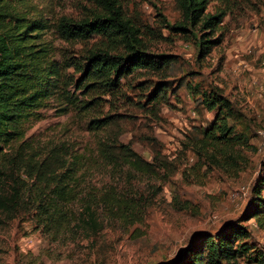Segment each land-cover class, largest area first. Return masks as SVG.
Segmentation results:
<instances>
[{
  "label": "rangeland",
  "instance_id": "rangeland-1",
  "mask_svg": "<svg viewBox=\"0 0 264 264\" xmlns=\"http://www.w3.org/2000/svg\"><path fill=\"white\" fill-rule=\"evenodd\" d=\"M46 1L52 19L64 15L80 21L94 8V0L36 2L44 6ZM118 2L127 18L142 29L148 50L172 56L171 87L183 84L180 101H171L170 93L169 104L151 110L148 98L162 77L143 71L126 78L128 98L114 108L123 130L120 140L152 160L151 138H156L175 164L174 171L151 176L107 168L96 155L98 135L89 129L88 120L72 112L57 115L58 105H51L28 137L46 148L52 143L74 145L85 159L83 192L62 205L65 215L56 229L26 214L0 226V264H167L185 257L197 232H217L228 222L241 220L249 205L258 202L256 197L264 199V191H253L264 176V0H231L230 6L212 0L209 12L216 6L230 12L219 30L222 43L201 61L193 37L167 27L181 20L176 0ZM53 39L57 46L71 50L72 42L57 35ZM83 46L76 42V55L85 53ZM214 88L231 100L230 122L249 142L236 147L237 166L214 164L208 174V166L197 174L195 168L203 160L193 167L198 157L183 142L192 127L205 128L215 119L216 111L202 102L203 92ZM242 186L248 191L245 201L235 199ZM107 187L118 190L117 198L103 199ZM261 215V221L254 217L243 224L264 250ZM240 264L249 263L242 259Z\"/></svg>",
  "mask_w": 264,
  "mask_h": 264
},
{
  "label": "trees",
  "instance_id": "trees-1",
  "mask_svg": "<svg viewBox=\"0 0 264 264\" xmlns=\"http://www.w3.org/2000/svg\"><path fill=\"white\" fill-rule=\"evenodd\" d=\"M36 1L41 2L0 0V226L26 214L56 229L65 215L62 205L82 195L86 166L74 145L52 143L46 148L28 137L32 126L46 118V110L54 104L57 115L72 112L88 120L89 129L98 135L96 155L107 168L151 176L162 171L171 174L175 164L156 138H151L152 160L120 140L123 130L115 109L128 98L126 78L143 71L162 77L148 98L151 110H161L172 96L171 101H180L183 84L171 87L172 56L148 50L142 29L127 18L118 0H94V8L80 21L64 15L52 19L49 2L41 6ZM176 1L181 20L167 27L193 37L198 60H204L222 43L219 30L230 10L216 6L209 12L212 0ZM221 1L231 4V0ZM56 35L72 42L71 50L57 46ZM76 42L84 44L80 56L75 54ZM203 97L206 108L216 111L215 119L205 128L192 127L183 142L198 157L193 167L203 160L195 168L197 174L205 166L208 174L214 164L237 166L236 147L249 142L230 122L231 100L216 88L204 91ZM117 191L110 187L102 192L103 199L117 198ZM253 191H264V176ZM256 199L241 220L230 221L217 232H197L185 257L167 264H240L242 259L264 264L263 248L243 224L254 217L261 221L264 199Z\"/></svg>",
  "mask_w": 264,
  "mask_h": 264
},
{
  "label": "built area",
  "instance_id": "built-area-1",
  "mask_svg": "<svg viewBox=\"0 0 264 264\" xmlns=\"http://www.w3.org/2000/svg\"><path fill=\"white\" fill-rule=\"evenodd\" d=\"M247 197H248V191L245 186H242L235 194V199H239L242 201H245ZM213 220L216 221V217H214Z\"/></svg>",
  "mask_w": 264,
  "mask_h": 264
}]
</instances>
